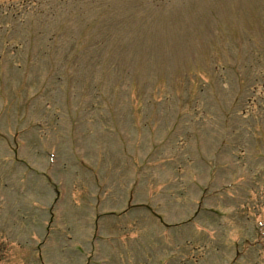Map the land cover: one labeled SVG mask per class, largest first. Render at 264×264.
<instances>
[{"label": "rangeland", "instance_id": "obj_1", "mask_svg": "<svg viewBox=\"0 0 264 264\" xmlns=\"http://www.w3.org/2000/svg\"><path fill=\"white\" fill-rule=\"evenodd\" d=\"M0 264H264V0H0Z\"/></svg>", "mask_w": 264, "mask_h": 264}]
</instances>
